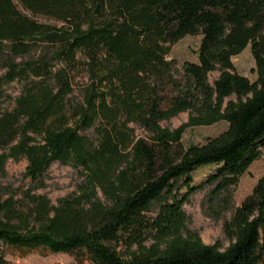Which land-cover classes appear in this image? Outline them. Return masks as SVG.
I'll return each instance as SVG.
<instances>
[{"label": "trees", "instance_id": "16d2710c", "mask_svg": "<svg viewBox=\"0 0 264 264\" xmlns=\"http://www.w3.org/2000/svg\"><path fill=\"white\" fill-rule=\"evenodd\" d=\"M195 35L197 62L176 77L171 48ZM247 47L254 82L232 63ZM0 71V101L21 85L0 111V170L25 160L31 183L18 199L0 197V264L11 252L74 264H264V175L224 224L223 250L187 231L183 211L205 186L230 208L232 188L264 156V0H0ZM184 112L176 129L160 126ZM218 122L223 133L182 146L188 128ZM90 130L93 140L81 134ZM55 163L81 182L52 204L36 192Z\"/></svg>", "mask_w": 264, "mask_h": 264}, {"label": "rangeland", "instance_id": "374dc122", "mask_svg": "<svg viewBox=\"0 0 264 264\" xmlns=\"http://www.w3.org/2000/svg\"><path fill=\"white\" fill-rule=\"evenodd\" d=\"M17 8L22 10L17 1H14ZM41 22L53 24L52 21L46 19H39ZM200 36H186L171 48L168 60H175L174 69L176 77L181 75L182 66L186 62L196 63V52L200 44ZM232 63L238 74L246 77L250 82H254L257 78L255 71V62L250 50V47L244 49L238 56L232 58ZM55 68L60 65L54 62ZM2 71H0V76ZM218 72H213L208 75V83L210 85L217 79ZM86 82V78H77L73 85L74 91L72 100L80 102L81 89ZM21 90V85L18 83L10 84L5 87V92L8 95V100L0 101V111L11 110L13 100ZM236 101L233 96L230 98ZM189 112L180 113L177 116L162 121L160 126L170 130L176 129L180 125L187 122ZM133 135L136 138L147 137V132L135 124H131ZM228 125L225 122H218L211 126H199L188 128L182 135L181 144L183 147L190 145H203L208 138H214L223 133ZM81 134L93 140L95 138L92 130L81 131ZM1 153V151H0ZM26 167L25 160L12 161L8 160L3 168L0 170V197L7 199L10 196H15L16 199L20 197V193L26 189L31 188V183L24 177ZM216 166L203 167L192 175V184L197 186L203 183L207 177L212 174ZM264 175V156L256 160L248 168V170L239 178L237 185L231 191V206L225 208L221 206L218 199H214L210 195V187L205 186L198 190L190 198L188 203L183 206V211L186 215V230L196 233L203 244L213 245L220 244L222 250L228 247L230 241L225 236L224 224L230 219L235 208L239 207L241 202L251 193L253 187ZM44 188L38 190L36 193L45 195L52 204L71 194L76 190V187L81 182L80 171L70 166L60 165L58 163L52 164L44 174L43 177ZM7 260L12 264H74L71 257L65 254H41L32 252L23 255L19 252H11Z\"/></svg>", "mask_w": 264, "mask_h": 264}]
</instances>
